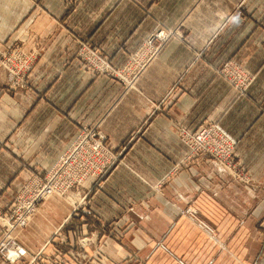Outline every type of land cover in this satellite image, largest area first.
<instances>
[{"label": "crops", "instance_id": "1", "mask_svg": "<svg viewBox=\"0 0 264 264\" xmlns=\"http://www.w3.org/2000/svg\"><path fill=\"white\" fill-rule=\"evenodd\" d=\"M161 30L171 35L121 82L115 72ZM11 46L33 60L23 87L0 66V204L83 129L97 127L117 156L86 185L80 226L67 228L72 211L53 197L14 231L31 258L63 229L67 241L75 231L103 241L94 264H264V0H0V47ZM79 53L114 72L89 69ZM236 75L252 78L243 91ZM208 124L235 141L234 165L180 139L179 128Z\"/></svg>", "mask_w": 264, "mask_h": 264}, {"label": "built area", "instance_id": "2", "mask_svg": "<svg viewBox=\"0 0 264 264\" xmlns=\"http://www.w3.org/2000/svg\"><path fill=\"white\" fill-rule=\"evenodd\" d=\"M169 35L171 33L162 30L155 33L147 41L144 50L132 57L127 71L118 74L115 72V74L125 75L130 71H133V75L138 74L156 51L155 48L151 49L153 41L163 42ZM78 58L89 63V69L92 68L96 72H114L106 61L101 60L102 64H98L99 59L91 53H79ZM32 60V55L24 53L20 47L11 46L5 49L0 47V66L6 70L7 81L11 88L23 87L25 82L23 75ZM123 79L125 81V77ZM235 80L240 83L236 84V88L243 91L251 83L252 78L236 75ZM178 130L180 139L189 147L192 155L208 157L216 165H234L236 143L217 125L208 124L191 133L182 128ZM108 152L105 137L97 127L83 129L51 170L44 174L30 175V178L23 183L20 193L12 197L8 205L4 207L0 205L1 264H19L27 256V252L19 245L12 233L17 229H24L39 205L51 195L63 196L66 192L79 194L82 191L89 194L90 190L86 191V185L90 182L97 183L117 162V156ZM181 214L197 221L207 232L213 233L210 227L197 218L196 212L191 208L185 209ZM36 257L31 258L29 263H34Z\"/></svg>", "mask_w": 264, "mask_h": 264}, {"label": "rangeland", "instance_id": "3", "mask_svg": "<svg viewBox=\"0 0 264 264\" xmlns=\"http://www.w3.org/2000/svg\"><path fill=\"white\" fill-rule=\"evenodd\" d=\"M69 1L74 2L76 0H69ZM5 73L7 74L6 70H5ZM123 77H125L123 74L117 75V78L121 82L124 81ZM28 173L31 174L33 172L31 171ZM21 190H22V186H21L20 191ZM20 191L17 194H19ZM16 195H14V196H16ZM88 195L89 194L82 191L79 194H77L76 192H70V193H67L61 197L55 196V197H58V198L64 200V202L66 201L65 203L62 202V205L64 206L65 211H67V209L72 211L70 218L67 220L68 221L67 222V228L68 229H70L72 227L80 226L79 224H77V222L80 221V216H79L80 212L84 208H86L85 206H87V199L86 198ZM14 196H10V199L8 197L7 200L10 201L11 198ZM51 198H53V197H51ZM7 200L4 201L3 204L1 203L0 205L2 207L8 205L9 201L7 202ZM64 209H58V210L54 211L55 216L61 214ZM197 218L200 219L202 222H204L199 216H197ZM86 220L90 221L91 219L89 220V218H86ZM195 222L198 223L197 221H195ZM204 224H206V223L204 222ZM198 225L201 228H203L199 223H198ZM206 225L208 227H210L208 224H206ZM203 229H204V231H206L205 228H203ZM61 231L59 233H57L55 236H53L54 240H53L52 247H50L46 252H41L35 258V262L32 264H94L96 262V260H94V258H99V255H102V249H103L104 243L102 241L99 244L97 241V237L96 236L94 237L93 234L81 236L79 234H76V231H75L70 236V237H72V240L67 241L66 238H68V235H66V233L64 232L63 229ZM212 232H213L212 234L209 232H207V233L209 235H213L214 234L213 229H212ZM114 236H115V238H118V235H111V238L114 239ZM19 245H20V243H19ZM30 259H31V256L27 252V256H25L23 261H21L19 264H30L29 263Z\"/></svg>", "mask_w": 264, "mask_h": 264}, {"label": "bare ground", "instance_id": "4", "mask_svg": "<svg viewBox=\"0 0 264 264\" xmlns=\"http://www.w3.org/2000/svg\"><path fill=\"white\" fill-rule=\"evenodd\" d=\"M67 193H70V192H66V194ZM55 196H59V197H61L62 195H59V194H54V195H51L47 200H49L51 197H55ZM31 221V220H30ZM13 233H14V231H13ZM12 233V235L14 236V234Z\"/></svg>", "mask_w": 264, "mask_h": 264}]
</instances>
